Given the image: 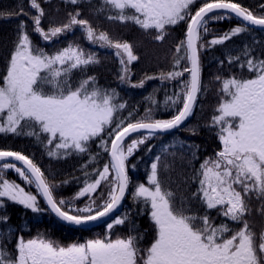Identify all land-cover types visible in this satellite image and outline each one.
I'll use <instances>...</instances> for the list:
<instances>
[{
    "label": "snow or ice",
    "instance_id": "1",
    "mask_svg": "<svg viewBox=\"0 0 264 264\" xmlns=\"http://www.w3.org/2000/svg\"><path fill=\"white\" fill-rule=\"evenodd\" d=\"M65 2L77 5L82 0ZM197 2L101 0L96 9L97 15L114 10L115 15L105 16L108 20L131 22L144 30L155 29L158 33L155 39L161 41L169 27L186 23L185 39L176 45L173 70L160 75L162 80H175L185 72L189 74L188 80H181L180 90L165 100L175 110L170 119H154L149 109L136 122L117 120V113L126 104L118 102L115 89L100 87L95 76H86L75 84L72 81L74 72H85L100 63L96 53L86 52L74 43L49 53L33 43L27 23L20 21L6 74L0 83V134L35 138L49 157L57 159L73 153H88L89 143L100 138V147L109 154V162L102 169L85 172L86 177L95 179H86L74 197L58 200L54 185L30 156L0 150V209L6 207L7 200L33 213L47 212L64 224L76 227L107 218L111 221L107 223L109 230L127 222L133 224L129 231L135 234L64 246L42 234L25 239L17 230L14 251L9 252L4 241L12 234V228L0 229V264H264V231L257 236L246 218L251 211V199L264 201V57L252 55L247 45L241 50L244 60L240 67L251 73V78L230 76L222 80L221 92L225 98L209 125L218 129L222 147L214 156L205 158L199 168H193L188 179L198 187L189 196L177 198L161 178L168 165H162L161 156L157 155L151 163L147 182L134 185L131 193L133 203L142 205L136 215L149 213L155 231L150 246L140 247L143 236L131 219V210L117 215L130 184L129 157L148 138L178 129L193 114L201 92L200 49L204 45L200 42L202 33L210 31L209 21L235 16L243 26L214 37L208 47L222 45L250 28L264 29V16L254 15L234 0H203L193 13ZM29 7L36 13L29 16L32 32L43 41L57 40L79 29L89 43L114 51L120 64L118 79L122 83L131 82L129 66L138 60L132 44L114 41L107 32H98L89 20L80 18L79 10L68 13L65 23L49 22L45 28L42 25L45 10L39 0H29ZM8 15L11 18L28 16V13L21 6L20 11ZM227 59L229 63L240 62L241 56L230 55ZM182 61L188 66L177 70ZM216 79L221 81L219 76ZM144 83L141 80L132 86L140 88ZM141 130L147 134L125 144L126 138ZM189 131L195 134V129ZM169 147L172 145L165 146V152ZM188 147L193 149L192 159H198V146ZM96 158L90 154L89 162ZM7 170H14L26 186L34 185L37 193L25 191L20 184L4 179ZM102 184L107 192H98ZM38 197L43 198L44 206ZM80 198L89 201L82 208L75 204ZM194 202L203 209V214L193 210ZM213 210L222 218L219 223L210 216ZM8 220L9 217L2 216L0 224H7Z\"/></svg>",
    "mask_w": 264,
    "mask_h": 264
},
{
    "label": "trees",
    "instance_id": "2",
    "mask_svg": "<svg viewBox=\"0 0 264 264\" xmlns=\"http://www.w3.org/2000/svg\"><path fill=\"white\" fill-rule=\"evenodd\" d=\"M39 2L45 10V18L42 21L45 28L49 22L54 25L65 23L68 19V13L79 10L80 18L89 20L98 32H107L114 41H126L132 44L138 60L133 61L129 66L131 82L122 83L118 79L120 64L112 49L100 48L98 45L89 43L79 29L61 36L57 40L45 42L32 32V22L29 16L36 13L29 7V0H0V13L4 14L0 16V83L6 74L7 62L14 49L20 21H25L33 43L49 53L66 47L69 43L78 44L86 52L96 53L100 63L89 67L85 72H74L72 81L75 84L86 76H95L100 87L115 89L119 94L118 102L126 104V107L117 113V120L124 119L125 123L136 122L143 119L146 110L149 109H151V115L154 119H170L175 114V110L170 104H165V100L180 90L181 80H188L189 74L185 72L183 77L175 80H162L160 75L173 70L176 45L185 39L186 23L181 22L176 26L169 27L167 35L161 41L155 39L158 34L155 29L144 30L131 22L121 23L106 19V15H115L114 10L97 15L96 9L100 6L101 0H91L90 3L87 0H82L77 5L66 3L65 0H50V2L39 0ZM202 2L203 0H198L193 8V13L201 6ZM234 2L240 3L254 15L264 16V0H234ZM21 6L23 11L28 13V16L13 15L9 18L8 14L20 11ZM236 26L242 27L243 24L235 16H232L231 19L209 21L210 31L208 34L202 33L200 42L204 45L200 49L201 92L197 96L193 114L178 129L158 133L148 138L128 159L130 184L117 215L123 211H132L131 219L143 236L139 242L141 248L150 246L155 231L147 211L142 215H136L142 205L133 203L131 196L133 186L147 182L151 163L154 162L157 155H160L161 164L168 165L161 178L171 187L177 198L189 196L198 187L196 183L188 179L193 168H199L205 158L214 156L222 147L217 137L218 129L209 127L212 117L218 114L216 111L218 105L225 98L221 92L222 80L230 76L251 78L252 74L240 67V63L244 60L241 51L244 45L252 49V55L264 57V29L260 28H250L248 32L232 37L222 45L207 46L214 37L220 36ZM230 55L233 57L241 56V61L229 63L227 58ZM220 61H224V63L221 64ZM186 66H188L187 63L182 61L177 70H183ZM217 76L221 77V81L216 79ZM146 77H154V79L149 80ZM141 80L145 81L143 87L132 86ZM190 129H195V134H192ZM146 134L147 131L134 133L126 139L125 144ZM104 138L110 142L109 137L105 135ZM168 145H172V147H169L165 152V146ZM188 145L198 146L196 152L198 159H192L193 149L189 148ZM0 150L19 151L30 156L44 171L48 181L54 185V195L58 200L74 197L84 186L86 179H95L94 176L86 177L85 172L92 173L93 169H102L103 165L109 162V154L100 147V138L89 143L88 153H73L60 159L49 157L44 147L37 143L35 138L12 134H0ZM90 154L97 157L91 163L89 162ZM84 165L87 167L84 168ZM131 165H135V167L133 168ZM3 178L20 184L21 187L25 188V191L33 194L38 191L34 185L26 186V182L14 170L5 171ZM100 191L107 192V188L102 184L101 189H98V192ZM38 200L44 206L43 198L38 197ZM88 202L87 198L75 200L76 206L81 208ZM4 203L6 207L0 209V217L7 216L9 220L7 224H0V229L6 231L9 227L12 228V234L8 235L4 241L9 252L14 251L17 230H20V234L25 239L42 234L45 238L64 246L71 243H83L89 239H104L109 236L111 239H116L135 234L129 231L133 227L132 223L126 222L125 225L115 226L109 230L107 223L111 221L106 219L89 226L76 227L64 224L47 212L33 213L22 205L7 200ZM191 206L198 214H203V209L195 202ZM249 207L251 211L246 218L253 231L259 236L264 231V201L253 198L249 201ZM210 216L215 219L216 223L222 219L216 215L215 210L210 212ZM230 226L238 227L235 224Z\"/></svg>",
    "mask_w": 264,
    "mask_h": 264
},
{
    "label": "water",
    "instance_id": "3",
    "mask_svg": "<svg viewBox=\"0 0 264 264\" xmlns=\"http://www.w3.org/2000/svg\"><path fill=\"white\" fill-rule=\"evenodd\" d=\"M174 130V129H173ZM170 131H172V130H170ZM139 132H146V130H141V131H139ZM169 132V131H168ZM134 134V133H133ZM133 134H131V135H133ZM130 135V136H131ZM127 139V138H126ZM126 141V140H125ZM127 193V192H126ZM107 218H105V219H102V220H100V221H96V222H91V223H89L88 225H86V226H89L90 224H93V223H97V222H101V221H103V220H106Z\"/></svg>",
    "mask_w": 264,
    "mask_h": 264
}]
</instances>
